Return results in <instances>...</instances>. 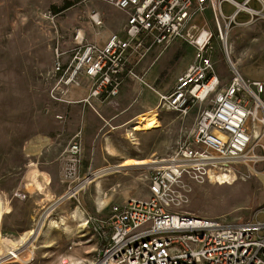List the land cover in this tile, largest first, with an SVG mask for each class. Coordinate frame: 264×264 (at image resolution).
Masks as SVG:
<instances>
[{
    "label": "built area",
    "instance_id": "obj_1",
    "mask_svg": "<svg viewBox=\"0 0 264 264\" xmlns=\"http://www.w3.org/2000/svg\"><path fill=\"white\" fill-rule=\"evenodd\" d=\"M249 1H81L110 5L123 13L126 21L122 32L110 34L104 43L84 42L76 32L79 47L69 61L55 49L48 74V97L54 106L83 103L94 111V101L112 106L127 80L151 89L145 79L147 69L138 71L141 64L154 54L153 60H158L176 41L193 46V57L171 90L157 93L156 109L185 116L190 108L204 105L169 157L149 165L148 196L112 205L109 217L100 221L102 246L90 264H264V223L258 221V215L230 225L180 211L195 186L264 178V80L244 78L232 65L230 81L222 84L207 51L210 33L204 29L196 37L192 33L197 30L194 19L207 11L219 28L220 22L233 23L236 13L225 16L224 3L258 15L247 7ZM87 18L93 27L102 28L98 11L89 10ZM80 79L90 83L88 95L81 101L70 100L69 91L80 85ZM54 118L64 122L66 113ZM82 140L79 130L65 149L60 172L67 187L54 204L93 181L89 178L96 171L78 177ZM258 164H263L259 171ZM220 175L230 179L220 181ZM22 251L18 246L15 253L0 256V264L16 261V254Z\"/></svg>",
    "mask_w": 264,
    "mask_h": 264
},
{
    "label": "rangeland",
    "instance_id": "obj_2",
    "mask_svg": "<svg viewBox=\"0 0 264 264\" xmlns=\"http://www.w3.org/2000/svg\"><path fill=\"white\" fill-rule=\"evenodd\" d=\"M81 1L0 0V256L18 246L24 252L31 231L38 228L43 213L51 209L33 249L27 248L16 257V261L6 264H90L101 250L100 221L109 217L111 206L148 196L146 176L149 166H139L101 176L58 205L54 204L56 200L50 199L33 211L32 206L16 203L12 210L6 201V175L9 172L18 173L22 167L24 144L35 137L55 132V106L48 97V74L55 60V49L63 53L64 61H69L79 47L74 39L76 32L83 36L84 42L101 43L125 22L123 13L110 5ZM68 4L70 6L65 8ZM223 7L225 14L233 12L228 4L224 3ZM92 9L102 16V28L89 23L87 13ZM233 24L220 22L221 36L212 14L207 11L197 17V30L192 33L194 37L200 29L210 33L207 51L222 84L230 81L232 65L244 78L264 79V44L260 46L255 40L244 44V34L248 36L253 27ZM175 46L156 61L154 66L161 67L160 74L151 89L143 88L144 92H151L157 98L160 90H171L176 77L185 70L192 59L194 47L186 42ZM152 56L142 70L150 68L155 54ZM131 90L134 92V88ZM140 92L141 89L135 92L138 100L147 98ZM138 94L141 96L138 97ZM128 102H131V98ZM140 103H134L132 108L136 110L135 106H140ZM156 103L157 99L152 108L143 109L139 114L153 112L148 118L151 119L149 122L136 126L133 123L138 119H135L117 128L113 131L114 136L106 139L105 133L101 132L96 139L87 142L81 159L86 156L93 158L94 163L98 160V166L92 170L97 171L119 166L126 159L160 161L169 157L177 143L184 138L183 132L191 130L204 105L192 107L182 116L174 112H161L155 108ZM104 129L111 130L112 126ZM113 149L115 153H111ZM256 153L261 152L257 149ZM262 168L263 164L256 166L258 171ZM60 170L61 165L59 174L62 179ZM85 176H80L78 168V177L81 179ZM97 181L99 191L95 187ZM11 211L14 212L12 217ZM180 211L221 219L230 225L253 220L258 215V221L264 223V180L262 176H254L228 184L211 181L195 186L189 201L181 206ZM31 213L34 215L32 226L17 232L19 229L15 224L25 222L26 216ZM63 218L65 225L47 231L48 219L60 222ZM6 229H11L12 234L8 232L6 235Z\"/></svg>",
    "mask_w": 264,
    "mask_h": 264
},
{
    "label": "crops",
    "instance_id": "obj_3",
    "mask_svg": "<svg viewBox=\"0 0 264 264\" xmlns=\"http://www.w3.org/2000/svg\"><path fill=\"white\" fill-rule=\"evenodd\" d=\"M233 1L239 4L245 2V0ZM223 6L222 10L224 8ZM228 6L233 9V12L224 14L225 16H230L236 13L233 24L234 26L248 25L251 28L253 27L254 29H250L248 36L247 34H244V44L247 42L250 44L252 40L257 41L260 46L261 44H264V0H250L247 3V7L250 10L258 12V15L243 12V10H238L230 4H228ZM124 17L126 21V16L124 15ZM196 20L197 17L193 21L195 25ZM123 26L115 33L120 34L122 32ZM107 30L108 32H111L109 29ZM106 39L101 43H104ZM181 42L182 41H176L163 55H165L174 45L177 46ZM161 57H159V59ZM149 58H147L141 64L138 70L139 72H141V70L143 69L144 64H146V62H149ZM156 61H152V63L150 64V68L146 71L145 79L149 86L154 85L161 71V67L156 68V66H154ZM153 66L154 68L151 70ZM89 87L90 83L86 79H80V85L78 87L71 88L68 98L74 101L83 100L88 95ZM133 88L134 92L131 90ZM143 88L147 87L141 86L135 81L127 80L120 88V92L115 99V104L109 106L104 102L94 101L93 106L96 111L92 110L90 107L83 103L55 106L54 116L57 113H66V120L64 122H59L57 120L55 121L56 127L54 130V134L38 136L35 137L33 141L26 142L22 148L25 160L22 167L19 168V172H9L8 175H6V201L9 202L8 204L10 208L12 207L13 210V204L16 203L22 204L24 206H32L33 211L43 205L45 201L49 202L51 201L50 199H53L55 201L60 198L65 193L66 187L60 177L59 168L60 165L62 166V157L65 155V149L68 146L70 139L77 131L80 130L82 132L84 153L88 145V141L90 142L92 139H96L101 132L105 133L104 139L113 137V131H116L117 128L123 127L124 125L137 119L141 110L152 108L157 99V103L155 105L156 108L159 99L158 94L156 98L154 94H151V92H144ZM138 89H141L140 93H144L145 97L147 98L138 100V98L135 96V92ZM163 92H166V90H160L159 93ZM141 94H138V97L141 96ZM132 96H134V99H132ZM129 98H131V102H128ZM138 101H141L140 106H135L137 108L136 110H134V108H132V105L134 103H136L137 105ZM108 125L112 126V129L114 128V130L104 129V127H107ZM113 150L111 153H115V150ZM97 166L98 160L94 163L93 158H87L86 156H83L81 159V166L79 167L80 176H85L89 170H93V168ZM96 188L98 190L99 187ZM10 215L11 217L14 216V212L11 211ZM20 218L21 215H19V220ZM33 219L34 215L33 213H31L26 216L25 222L15 224L19 229V231L17 232L28 230V228L32 226L31 220ZM8 232L12 234L11 229H6V235Z\"/></svg>",
    "mask_w": 264,
    "mask_h": 264
},
{
    "label": "bare ground",
    "instance_id": "obj_4",
    "mask_svg": "<svg viewBox=\"0 0 264 264\" xmlns=\"http://www.w3.org/2000/svg\"><path fill=\"white\" fill-rule=\"evenodd\" d=\"M220 32H221V35H222V30L221 28H219ZM223 39V37H222ZM153 112H148V113H145V115H139V117L137 118L138 120L136 122L133 123V125H136V126H142L145 122H149L151 119H148L151 114ZM155 161H152V160H145V161H138V160H134V159H126L124 160L119 166H115V167H112V168H103V169H100V170H97L93 175H91V177L89 178L90 180L93 179L94 181L99 179L101 176H105L107 174H110V173H113V171H116V170H124V169H127L130 168V167H144L146 168V166L148 167L149 165L153 164ZM263 178V177H262ZM230 177L228 175H220L218 177V180H229ZM264 180V178H263ZM232 184V183H231ZM96 187H98V181L97 183L95 184ZM43 189V188H42ZM75 191V190H74ZM48 192V191H47ZM45 193V192H44ZM43 193V194H44ZM50 193V192H49ZM48 194V193H47ZM99 202V200L97 201ZM101 202V201H100ZM99 202V203H100ZM57 204V203H56ZM59 204V203H58ZM57 204V205H58ZM98 204V203H97ZM100 205V204H99ZM52 207V206H51ZM53 208V207H52ZM50 209V208H49ZM48 209V211H46L45 213H43L41 219H40V222H39V225H38V228H36V230H32L31 231V234H30V237L27 241V244L26 246L23 248L25 249V251H27V248L28 249H33V244L34 242H36L39 238V235H40V231H41V227H43V223L47 220V216H48V213L50 212V210ZM65 225V219H61L60 222L54 220V219H48V228H47V231H50V229H54V228H59V226H63ZM83 225H85V222L83 223ZM13 252V251H11ZM23 251L20 252L19 254L21 253H24ZM9 252L3 254V256L7 257V254ZM19 254H16V257H19ZM65 263V262H64Z\"/></svg>",
    "mask_w": 264,
    "mask_h": 264
},
{
    "label": "trees",
    "instance_id": "obj_5",
    "mask_svg": "<svg viewBox=\"0 0 264 264\" xmlns=\"http://www.w3.org/2000/svg\"><path fill=\"white\" fill-rule=\"evenodd\" d=\"M70 5L68 4V6H66L65 8H68ZM53 11L56 12V10L53 8Z\"/></svg>",
    "mask_w": 264,
    "mask_h": 264
}]
</instances>
